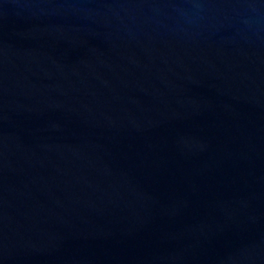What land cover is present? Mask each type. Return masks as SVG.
Listing matches in <instances>:
<instances>
[{"label": "water", "instance_id": "water-1", "mask_svg": "<svg viewBox=\"0 0 264 264\" xmlns=\"http://www.w3.org/2000/svg\"><path fill=\"white\" fill-rule=\"evenodd\" d=\"M0 264H264V0H0Z\"/></svg>", "mask_w": 264, "mask_h": 264}]
</instances>
